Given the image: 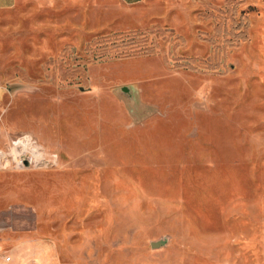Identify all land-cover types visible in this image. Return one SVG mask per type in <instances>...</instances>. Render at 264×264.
<instances>
[{
    "label": "rangeland",
    "instance_id": "rangeland-1",
    "mask_svg": "<svg viewBox=\"0 0 264 264\" xmlns=\"http://www.w3.org/2000/svg\"><path fill=\"white\" fill-rule=\"evenodd\" d=\"M0 159V264H264V0L0 8Z\"/></svg>",
    "mask_w": 264,
    "mask_h": 264
},
{
    "label": "crops",
    "instance_id": "crops-1",
    "mask_svg": "<svg viewBox=\"0 0 264 264\" xmlns=\"http://www.w3.org/2000/svg\"><path fill=\"white\" fill-rule=\"evenodd\" d=\"M123 3L129 4V5H135L140 3L142 0H121ZM15 0H0V8L2 7H9L11 6Z\"/></svg>",
    "mask_w": 264,
    "mask_h": 264
},
{
    "label": "water",
    "instance_id": "water-1",
    "mask_svg": "<svg viewBox=\"0 0 264 264\" xmlns=\"http://www.w3.org/2000/svg\"><path fill=\"white\" fill-rule=\"evenodd\" d=\"M122 88H123V90L125 92H127L129 90V87L128 86H123ZM25 162L28 163L29 160L28 159H25ZM164 243H165V238H159V239L152 240L151 241V246L156 247V246H160V245H162Z\"/></svg>",
    "mask_w": 264,
    "mask_h": 264
},
{
    "label": "bare ground",
    "instance_id": "bare-ground-1",
    "mask_svg": "<svg viewBox=\"0 0 264 264\" xmlns=\"http://www.w3.org/2000/svg\"><path fill=\"white\" fill-rule=\"evenodd\" d=\"M32 148H34V146H33ZM25 150H26V149H24V150H21V149H20L19 151H16L15 156H16V158L19 157V159H17V160H20V163H22V161H23L22 154H24ZM20 151H21V152H20ZM28 151L31 152V150H29V149H28ZM31 153H32V152H31ZM32 155H33V158H34V162H35L36 164L39 163V157H38L36 154H32ZM20 157H21V159H20ZM0 163H1V159H0Z\"/></svg>",
    "mask_w": 264,
    "mask_h": 264
}]
</instances>
